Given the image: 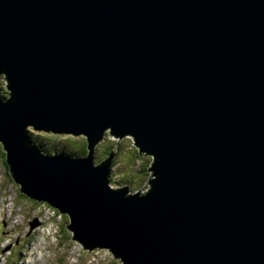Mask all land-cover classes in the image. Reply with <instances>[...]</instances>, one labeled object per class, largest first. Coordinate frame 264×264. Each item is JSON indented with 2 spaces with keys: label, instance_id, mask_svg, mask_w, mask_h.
<instances>
[{
  "label": "water",
  "instance_id": "1",
  "mask_svg": "<svg viewBox=\"0 0 264 264\" xmlns=\"http://www.w3.org/2000/svg\"><path fill=\"white\" fill-rule=\"evenodd\" d=\"M0 77L10 174L85 248L264 264V0H0Z\"/></svg>",
  "mask_w": 264,
  "mask_h": 264
},
{
  "label": "rangeland",
  "instance_id": "2",
  "mask_svg": "<svg viewBox=\"0 0 264 264\" xmlns=\"http://www.w3.org/2000/svg\"><path fill=\"white\" fill-rule=\"evenodd\" d=\"M3 152L0 150V217L5 223H0V264H124L109 249L85 248L70 229L67 215L61 217L48 204L31 203L18 183L10 185L13 179L7 178Z\"/></svg>",
  "mask_w": 264,
  "mask_h": 264
},
{
  "label": "trees",
  "instance_id": "3",
  "mask_svg": "<svg viewBox=\"0 0 264 264\" xmlns=\"http://www.w3.org/2000/svg\"><path fill=\"white\" fill-rule=\"evenodd\" d=\"M4 77H6L5 75H3ZM0 78H2V77H0ZM4 98L6 99V98H8L9 97V92H8V90L6 91V92H4ZM31 129H33V128H30V130H29V132L31 133ZM34 130V129H33ZM29 133V134H30ZM111 134V132H110V130H108L107 132H106V134H105V136H108V135H110ZM31 138V137H30ZM106 138V137H105ZM104 138V139H105ZM119 139H123L122 137H118ZM124 138H126V137H124ZM31 142H32V139L30 140ZM86 141H87V150H88V153H89V148H88V146H89V142H88V139H86ZM33 143V142H32ZM3 149V157H4V164H5V166H6V168H7V178H8V180H10V178L8 177V175H10V177H11V179H13V177H12V175L10 174V171H9V166H7V162H6V152H5V150H4V148H3V145H1L0 144V150H2ZM42 151V150H41ZM43 152V151H42ZM87 153V154H88ZM16 185V182L14 181V179H13V182L10 180V185ZM21 189V188H20ZM25 195V194H24ZM26 196V195H25ZM27 197V196H26ZM28 198V197H27ZM31 203H33V204H36V205H43V204H47V203H44V202H37V201H33V200H31ZM49 205V204H48ZM50 206V205H49ZM58 214H60V216L61 217H64V215H62L60 212H58V211H56Z\"/></svg>",
  "mask_w": 264,
  "mask_h": 264
},
{
  "label": "clouds",
  "instance_id": "4",
  "mask_svg": "<svg viewBox=\"0 0 264 264\" xmlns=\"http://www.w3.org/2000/svg\"><path fill=\"white\" fill-rule=\"evenodd\" d=\"M6 174H7V172H6ZM30 199V198H29ZM32 200V199H31ZM34 201V200H33ZM44 203H46V202H44ZM48 204V203H47ZM43 205H45V204H43ZM51 206V205H50ZM52 207V206H51ZM0 223L2 224V225H4V223H5V221H4V218H2V217H0ZM0 235H1V232H0ZM111 252V251H110ZM112 253V252H111ZM116 258V257H115ZM120 260V259H119Z\"/></svg>",
  "mask_w": 264,
  "mask_h": 264
},
{
  "label": "bare ground",
  "instance_id": "5",
  "mask_svg": "<svg viewBox=\"0 0 264 264\" xmlns=\"http://www.w3.org/2000/svg\"><path fill=\"white\" fill-rule=\"evenodd\" d=\"M5 182V181H4ZM21 190V189H20Z\"/></svg>",
  "mask_w": 264,
  "mask_h": 264
},
{
  "label": "built area",
  "instance_id": "6",
  "mask_svg": "<svg viewBox=\"0 0 264 264\" xmlns=\"http://www.w3.org/2000/svg\"><path fill=\"white\" fill-rule=\"evenodd\" d=\"M1 204V203H0Z\"/></svg>",
  "mask_w": 264,
  "mask_h": 264
}]
</instances>
